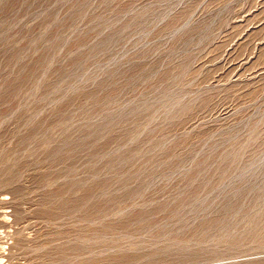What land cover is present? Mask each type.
<instances>
[{"label": "rangeland", "instance_id": "rangeland-1", "mask_svg": "<svg viewBox=\"0 0 264 264\" xmlns=\"http://www.w3.org/2000/svg\"><path fill=\"white\" fill-rule=\"evenodd\" d=\"M0 264H264V0H0Z\"/></svg>", "mask_w": 264, "mask_h": 264}, {"label": "bare ground", "instance_id": "bare-ground-1", "mask_svg": "<svg viewBox=\"0 0 264 264\" xmlns=\"http://www.w3.org/2000/svg\"><path fill=\"white\" fill-rule=\"evenodd\" d=\"M2 260V259H1Z\"/></svg>", "mask_w": 264, "mask_h": 264}]
</instances>
